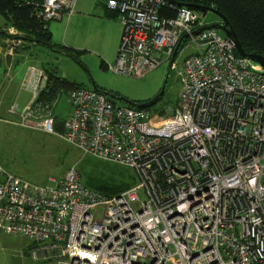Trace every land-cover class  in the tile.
<instances>
[{
	"label": "built area",
	"instance_id": "obj_1",
	"mask_svg": "<svg viewBox=\"0 0 264 264\" xmlns=\"http://www.w3.org/2000/svg\"><path fill=\"white\" fill-rule=\"evenodd\" d=\"M77 1L43 0L38 18L69 19ZM106 7L123 30L108 66L115 75L142 79L170 64L180 45L195 49L177 74L176 107L162 119L78 88L67 94L71 111L58 133V100L39 101L49 77L30 68V104L8 113L85 157L131 170L137 183L108 197L73 168L35 186L0 162V232L33 242L31 264H264V70L219 31L200 32L206 26L192 9L166 0Z\"/></svg>",
	"mask_w": 264,
	"mask_h": 264
},
{
	"label": "rangeland",
	"instance_id": "obj_2",
	"mask_svg": "<svg viewBox=\"0 0 264 264\" xmlns=\"http://www.w3.org/2000/svg\"><path fill=\"white\" fill-rule=\"evenodd\" d=\"M202 22L205 26L222 23L221 19L212 13L202 16ZM69 23L65 22L64 24V29H68L67 41L69 44L77 46L72 48L81 51L72 54L74 59L35 46H30L34 51L25 52L26 49L21 50L23 42L13 40L6 42L3 39H0V41L3 40L0 57L8 65L13 64L12 60L16 57L9 56L10 58H8L7 53L11 52L8 49L19 47L14 50V55L15 53L33 55L34 57H30L34 61L33 65L41 67L43 64L51 73L61 79L79 84L88 90H93V86H95L104 94H112L139 105L154 100L161 93L169 72V63H164L156 71L142 79L115 75L105 70L103 63L110 67L115 65L119 46L115 52L114 50L108 51L106 47L108 35L103 29L102 31L99 29L100 26H95L93 34H86L77 32V30L89 28V22L85 27H77L73 24L69 26ZM219 33L220 36L225 37L223 33ZM9 34L11 36L19 35L13 29L9 30ZM4 46H6L5 49ZM194 53L195 49L189 43L183 44L175 60L178 68L176 71H172L162 100L150 108L151 112L157 116L158 112H165V116H161L162 119L170 117L176 107L181 92V82L177 74L182 61ZM28 66L27 64L18 65L13 68L9 79H6L7 81L12 80L15 86L12 104L16 103L18 113L28 106L31 99V96L23 88L21 90V83ZM42 71L48 76L43 68ZM1 76L2 71H0V80ZM3 84L7 83L1 82L0 90ZM57 100L58 103L54 107L53 113L59 121L64 122L71 111L67 95H62ZM117 105L124 104L117 103ZM2 117L4 122L0 123L1 165L7 172L24 182L35 186H44L49 178H62L70 169L74 168L80 172L82 184L96 191L103 183H107L112 177L113 171L117 169H122L134 176L133 172L126 168L85 157L79 150L67 145L58 137L22 127L19 118L8 119L4 114ZM134 184L136 185V183ZM32 245L33 242L24 237L0 232V264H31L28 252ZM171 251L173 252V249ZM170 264H174V261Z\"/></svg>",
	"mask_w": 264,
	"mask_h": 264
},
{
	"label": "trees",
	"instance_id": "obj_3",
	"mask_svg": "<svg viewBox=\"0 0 264 264\" xmlns=\"http://www.w3.org/2000/svg\"><path fill=\"white\" fill-rule=\"evenodd\" d=\"M178 8H189L202 16L205 11L194 9L202 7L211 9L221 14L230 24L239 42L247 55H259L264 57V0H166ZM43 0H0V38L23 42L22 49L30 46L43 48L53 53L74 59L73 53L79 52L53 43L48 25H44L38 18L42 9ZM15 30L19 35L11 36L9 30ZM43 70L49 76L47 90L40 96V102L44 105L53 104L60 96L67 95L70 91L83 88L76 83L68 82L51 73L46 66ZM103 68L108 66L103 63ZM112 101V100H111ZM114 104L116 102L112 101ZM147 103V102H146ZM151 108V107H150ZM148 108V109H150ZM165 116V112H158ZM63 122L56 118L55 129L62 131ZM78 175L80 172L77 170ZM137 183L136 177L130 173L117 169L112 177L97 188L108 197L119 196L131 189Z\"/></svg>",
	"mask_w": 264,
	"mask_h": 264
},
{
	"label": "crops",
	"instance_id": "obj_4",
	"mask_svg": "<svg viewBox=\"0 0 264 264\" xmlns=\"http://www.w3.org/2000/svg\"><path fill=\"white\" fill-rule=\"evenodd\" d=\"M108 0H78L76 7H75V12L74 14L69 18H63L60 21H53L48 25L49 28V32L52 35V39H53V43L65 48H69V49H73L76 50L74 48H76L77 46H74L72 44H69L67 41V33H68V29H64V24L65 22H70V24L73 25H77V27H82V26H87L88 22H89V28L87 29H79L77 30V32H84L86 34H93L95 31V26H100L99 29H102L106 32V34L108 35L107 41H106V47L109 50H114L117 51L118 46L120 45L121 42V24L119 23L116 14L114 13H110L107 10L106 7V3ZM1 39V38H0ZM4 41L8 42L9 39H4ZM3 43V40L0 41V51L3 47V45L1 44ZM6 46H4L5 49ZM74 47V48H72ZM18 49L19 47H11L8 50H10L11 52H8V58H10L9 56H15L16 59H13L12 62L13 64L8 65V63L2 59V57H0L1 59V63H0V71H2V76H1V80L0 83H7V84H3L1 86V90H0V115H1V119L4 120V118L2 117V114H4V116L9 118H16L18 119V116L15 115H10L8 113L10 107H12L15 104H12V99L14 97V93H15V86L13 84V81H7L6 79H9V75L12 72L13 68L17 67L18 65H24L27 64L29 65L23 81L21 83V90L23 88V84L25 83L28 71L30 68H38L42 70V66L41 67H37L35 65H33L34 61H32V59H30V57H34L33 55L27 56L25 53H22L21 55L16 54L14 55V50ZM22 50V47H21ZM23 51V50H22ZM30 51H34L33 48H28L25 50V52H29ZM79 51V50H76ZM13 52V53H12ZM81 52V51H79ZM107 65V64H106ZM9 66H11V68H9ZM6 81V82H3ZM26 92V91H25ZM28 93V92H26ZM30 95V93H28ZM31 96V95H30ZM31 100V99H30ZM30 104V101L28 103V105ZM19 111V110H18ZM2 113V114H1ZM54 114V113H53ZM55 117V124H56V116Z\"/></svg>",
	"mask_w": 264,
	"mask_h": 264
},
{
	"label": "water",
	"instance_id": "obj_5",
	"mask_svg": "<svg viewBox=\"0 0 264 264\" xmlns=\"http://www.w3.org/2000/svg\"><path fill=\"white\" fill-rule=\"evenodd\" d=\"M171 1V0H170ZM186 8V7H185ZM194 9L196 10H199V11H205L207 13H212L214 15H216L218 18L221 19L222 23L221 24H218V25H210V26H206L204 27V29H202L200 32H204V31H208V30H217L221 33L224 34V36L230 40H232L235 44V47H236V52L238 54L239 57L243 58V59H247V60H250L254 65L256 66H259L261 67L263 70H264V57L263 56H259V55H247L240 42H239V39L237 38L236 34L234 33V31L231 29L230 27V24L229 22L221 15L219 14L218 12L214 11V10H211V9H203L202 7H195ZM198 33H195V35H197ZM185 39H183L184 41ZM181 48V45L178 47V49L176 50L173 58H172V61L171 63L169 64V72H168V75L166 77V81L164 83V87L161 91V93L152 101H149L147 103H144L142 105H139L137 103H133V102H130L124 98H120V97H117L115 95H112V94H104L105 96H107L110 100L116 102V103H122L126 106H129V107H132V108H135V109H147V108H150L154 105H156L164 96L165 92H166V88L168 86V83H169V79H170V75L172 73V66L175 62V59L179 53V50ZM58 53H61L58 51ZM93 90L96 91V92H100V90L93 86ZM102 93V92H100Z\"/></svg>",
	"mask_w": 264,
	"mask_h": 264
},
{
	"label": "flooded vegetation",
	"instance_id": "obj_6",
	"mask_svg": "<svg viewBox=\"0 0 264 264\" xmlns=\"http://www.w3.org/2000/svg\"><path fill=\"white\" fill-rule=\"evenodd\" d=\"M161 100H162V99H161ZM161 100H160V101H161Z\"/></svg>",
	"mask_w": 264,
	"mask_h": 264
}]
</instances>
